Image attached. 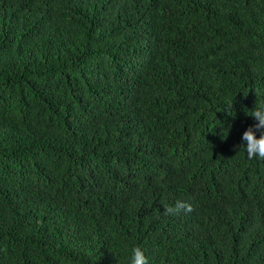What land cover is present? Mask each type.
I'll return each mask as SVG.
<instances>
[{"label":"trees","instance_id":"1","mask_svg":"<svg viewBox=\"0 0 264 264\" xmlns=\"http://www.w3.org/2000/svg\"><path fill=\"white\" fill-rule=\"evenodd\" d=\"M259 100L264 0H0V264H264Z\"/></svg>","mask_w":264,"mask_h":264},{"label":"clouds","instance_id":"2","mask_svg":"<svg viewBox=\"0 0 264 264\" xmlns=\"http://www.w3.org/2000/svg\"><path fill=\"white\" fill-rule=\"evenodd\" d=\"M250 116L258 123L250 126L244 132L242 139L246 142V148L243 150L247 153L250 160L256 158L264 160V102L259 100L256 108L251 111ZM258 131L261 133L259 138L256 135ZM164 208L166 209L165 215H179L182 211H192L191 205L183 201H177L175 206L166 205ZM129 264H149L148 258L140 247H134L131 250Z\"/></svg>","mask_w":264,"mask_h":264}]
</instances>
